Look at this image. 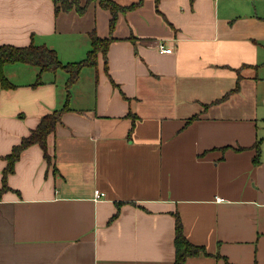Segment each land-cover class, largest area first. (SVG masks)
Wrapping results in <instances>:
<instances>
[{
    "label": "crops",
    "instance_id": "0c3cea01",
    "mask_svg": "<svg viewBox=\"0 0 264 264\" xmlns=\"http://www.w3.org/2000/svg\"><path fill=\"white\" fill-rule=\"evenodd\" d=\"M77 1L83 12L0 0V45L44 44L68 63L93 32L113 38L70 92L64 70L37 82V67H4L0 191L14 146L70 109L50 162L33 144L7 176L0 264H174L177 216L207 252L183 264H264V0H114L113 27L98 0Z\"/></svg>",
    "mask_w": 264,
    "mask_h": 264
},
{
    "label": "trees",
    "instance_id": "16d2710c",
    "mask_svg": "<svg viewBox=\"0 0 264 264\" xmlns=\"http://www.w3.org/2000/svg\"><path fill=\"white\" fill-rule=\"evenodd\" d=\"M91 1V0H89ZM99 4L109 9L112 13L111 26L113 27L117 15L120 11L125 10L124 7L117 4L114 0H98ZM56 4H60L62 9H70L73 4L76 5V9L79 12H83L86 5L80 6L77 0H54ZM91 39V49L87 52L84 59L63 63L59 58L55 49H52L44 44H30L29 46H13V45H0V86L3 89L12 88L15 85L12 84L4 75V67L9 64H27L39 69L38 80L41 82V76L44 72H57L58 70H64L68 77L66 81L67 92H70L71 88L78 81L81 71L85 67H94L97 65L98 56L101 53L106 61L107 52L112 42L113 38H100L94 32L90 35ZM68 99L62 108L55 110L53 113L45 115L38 126L31 131V133L23 137L21 142L14 146L13 151L6 156L7 166L4 169V180L2 190L8 189L7 186V176L9 173L14 171L15 163L19 159L23 150L28 148L33 144H39L44 150V156L48 162H50L51 157L47 151V138L51 134L58 122L61 119L62 114L69 110ZM260 142L258 141L257 146V157L260 153ZM175 252L176 260L174 264H183V262L190 256H196L201 253H207L205 248L200 245L193 244L188 240L183 232L182 222L180 217L177 216L176 219V236H175Z\"/></svg>",
    "mask_w": 264,
    "mask_h": 264
},
{
    "label": "built area",
    "instance_id": "2783aa9c",
    "mask_svg": "<svg viewBox=\"0 0 264 264\" xmlns=\"http://www.w3.org/2000/svg\"><path fill=\"white\" fill-rule=\"evenodd\" d=\"M157 48L161 53H172L174 49L172 47L167 46L164 42H159L157 44ZM103 196L102 191L96 190L95 191V199H100Z\"/></svg>",
    "mask_w": 264,
    "mask_h": 264
}]
</instances>
